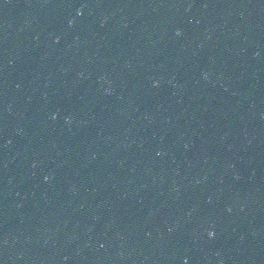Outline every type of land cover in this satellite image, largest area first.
<instances>
[{
  "label": "water",
  "instance_id": "water-1",
  "mask_svg": "<svg viewBox=\"0 0 264 264\" xmlns=\"http://www.w3.org/2000/svg\"><path fill=\"white\" fill-rule=\"evenodd\" d=\"M0 264H264V0H0Z\"/></svg>",
  "mask_w": 264,
  "mask_h": 264
},
{
  "label": "snow or ice",
  "instance_id": "snow-or-ice-1",
  "mask_svg": "<svg viewBox=\"0 0 264 264\" xmlns=\"http://www.w3.org/2000/svg\"><path fill=\"white\" fill-rule=\"evenodd\" d=\"M45 179H46V177H45ZM208 235H209V236L214 235L213 231L208 232Z\"/></svg>",
  "mask_w": 264,
  "mask_h": 264
},
{
  "label": "clouds",
  "instance_id": "clouds-1",
  "mask_svg": "<svg viewBox=\"0 0 264 264\" xmlns=\"http://www.w3.org/2000/svg\"><path fill=\"white\" fill-rule=\"evenodd\" d=\"M155 83V82H154ZM53 115H55V114H53ZM66 119H68V118H66ZM46 179H47V177H46Z\"/></svg>",
  "mask_w": 264,
  "mask_h": 264
}]
</instances>
